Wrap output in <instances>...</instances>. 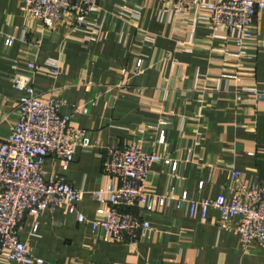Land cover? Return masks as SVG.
<instances>
[{
	"label": "crops",
	"instance_id": "obj_1",
	"mask_svg": "<svg viewBox=\"0 0 264 264\" xmlns=\"http://www.w3.org/2000/svg\"><path fill=\"white\" fill-rule=\"evenodd\" d=\"M101 5L91 17L104 21L103 37L90 41L60 26L49 32L39 50L32 79L35 92L46 103L64 101L62 115L74 114L73 107H88L89 113L75 115L71 126L86 130L94 146L93 151H79L67 171L48 158L47 178L55 176L87 193L100 190L116 182L103 171L104 152L142 140L146 151L178 162L176 173L163 162L154 168L152 191L157 196L173 191L177 196L187 192L194 200L221 193L230 198L232 170L241 172L249 187L264 185V99L257 100L255 94L264 93V13L255 21L257 56L244 60L256 64L254 76L222 81L216 89L221 66L212 58L219 55L179 52L177 41L169 37L171 27L158 20L160 3L105 0ZM134 5L143 8L141 29L158 36L153 48L142 46L135 27L124 34V41L119 40L121 27L131 20L119 19L115 6ZM37 26L27 22L19 0H0V144L20 119L17 102L22 93L10 76L29 73L28 60L21 55L28 45L22 39L27 27ZM30 29L27 41L34 37ZM10 34L17 40L6 51ZM208 34L199 29L196 39L202 41ZM138 46L148 67L140 78L133 73V50ZM52 62L58 63L59 75L51 71ZM161 121L169 122L164 127L165 145L158 144L159 132L149 129ZM77 208L86 218L82 224L68 205L39 217L26 215L18 230L21 241L46 264H264V250L253 244L243 251L239 235L221 228L217 211L203 221L200 213L190 218L188 210L178 209L175 202L160 207L157 201L151 216L125 210L149 220L156 233L150 241L112 243L97 237L92 228V222L105 217L107 207L87 200Z\"/></svg>",
	"mask_w": 264,
	"mask_h": 264
},
{
	"label": "built area",
	"instance_id": "obj_2",
	"mask_svg": "<svg viewBox=\"0 0 264 264\" xmlns=\"http://www.w3.org/2000/svg\"><path fill=\"white\" fill-rule=\"evenodd\" d=\"M19 1L27 22L39 25V29L27 27L24 30L22 40L28 47L22 49L21 55L28 60L29 73L10 76V81L22 96L17 102L20 119L0 144V264H46L21 241L19 225L26 215L39 217L62 205H68L70 212L76 214L78 223L82 224L86 218L77 207L87 200L107 207L105 217L92 222V228L97 237L112 243L137 239L150 241L156 233L151 222L125 210L143 211L151 216L158 201L160 207H169L175 202L178 209L188 210L190 218L200 213L203 221L208 219L211 211H217L221 216V228L239 235L243 251H249L253 244L264 250V185L249 187L237 170L231 172L230 198L221 193L213 199L194 200L187 192L177 196L173 191L157 196L152 191L156 180L154 168L163 162L176 173L178 162L146 151L140 140L104 152L103 171L116 182L100 190L87 193L55 176L47 178L44 166L48 158L59 161L67 171L79 151L90 152L94 146L86 130L71 126L75 115L89 113L88 107H73L74 114L62 115L64 101L46 103L35 92L32 79L38 70L39 50L49 32L60 26L68 28L70 33L86 35L90 41L103 37L104 21L92 18L91 14L101 11V3L105 0ZM155 1L162 7L158 20L171 27L169 37L177 41L179 52L203 50L219 55L212 58L221 66V73L215 78L218 79L214 84L216 89L222 81L238 82L246 75L254 76L256 64L244 60L257 56L255 21L259 14L264 13V0ZM115 9L119 19L131 20L121 27L120 42L124 41V34L135 27L137 40L142 46L153 48L158 36L141 29L143 8L134 5L115 6ZM126 24H129V31H126ZM27 29L34 33L30 41H27ZM199 29L209 32L202 41L196 39ZM16 40V35H8L5 50H10ZM215 43H221L222 47L215 49ZM133 53L136 56L133 73L140 78L148 69L147 58L139 46ZM49 65L54 74H60L57 62ZM255 94L257 100L264 99V93ZM201 117L197 116V119L201 120ZM168 125L169 122L161 121L149 127L159 132V145L166 143L164 127ZM203 187L201 183L200 188ZM234 220H237L235 225L232 224Z\"/></svg>",
	"mask_w": 264,
	"mask_h": 264
}]
</instances>
